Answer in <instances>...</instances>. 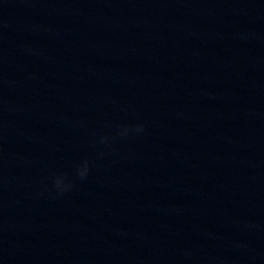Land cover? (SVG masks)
I'll list each match as a JSON object with an SVG mask.
<instances>
[{"label":"clouds","instance_id":"1","mask_svg":"<svg viewBox=\"0 0 264 264\" xmlns=\"http://www.w3.org/2000/svg\"><path fill=\"white\" fill-rule=\"evenodd\" d=\"M129 131L128 127L125 126L123 131L121 132V135H126ZM135 131L141 132L143 131L142 125L135 126ZM107 137L102 138L101 143H104ZM89 171V162L87 160H84L82 165H79L76 169V174L80 179H84L87 176V173ZM54 186L59 192L62 194L63 192H66L70 190L73 187V182L69 178L67 173L57 175L53 178Z\"/></svg>","mask_w":264,"mask_h":264}]
</instances>
